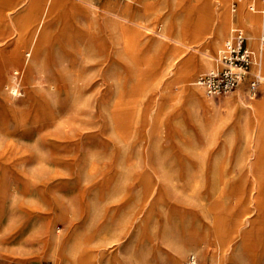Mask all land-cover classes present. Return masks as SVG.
I'll list each match as a JSON object with an SVG mask.
<instances>
[{"label": "rangeland", "instance_id": "1", "mask_svg": "<svg viewBox=\"0 0 264 264\" xmlns=\"http://www.w3.org/2000/svg\"><path fill=\"white\" fill-rule=\"evenodd\" d=\"M245 1L254 5L230 0L234 23L223 40L243 29L253 52L251 73L264 77V27L254 37L237 16L245 10L263 18L264 0ZM14 2L18 9L7 22L0 19V77L6 78L0 94V264H58L45 249L52 235L66 244L74 239L69 264H89L98 235L104 237L101 264H175V246L161 238L167 227L190 237L177 264H264V118L245 135L244 111L231 115L223 105L240 95L244 108L254 100V114L264 116V81L255 96L245 84L218 97L203 91L215 108L189 95L191 83L210 69L196 72L187 86L181 82L192 53L216 65L224 50L225 44L211 43L217 0H40L42 10L55 8L46 35L38 32L34 39L37 21L19 36L11 19L31 9L33 0ZM117 2L150 32L130 33L121 88L107 66L125 42L101 19L107 5ZM135 23L124 24L132 29ZM151 37L168 45L150 47ZM31 40L41 45L39 65L29 72L23 67L17 76L14 68L22 67ZM14 45L18 61L7 58ZM65 68L75 72L61 74ZM217 115L227 122L212 127ZM198 118L213 138L202 136ZM224 146L230 150L223 154ZM196 148L202 161L189 156ZM237 155L244 161L238 166Z\"/></svg>", "mask_w": 264, "mask_h": 264}, {"label": "bare ground", "instance_id": "2", "mask_svg": "<svg viewBox=\"0 0 264 264\" xmlns=\"http://www.w3.org/2000/svg\"><path fill=\"white\" fill-rule=\"evenodd\" d=\"M14 1L15 0H5L4 3L6 4V9H5V11L0 12V19L5 18L4 20H6V22H7V18H8L7 16L9 14L15 12L18 9L16 7L17 4L14 5V3H15ZM39 1L40 0H33V5H32L31 9H28V10L25 9L20 14L15 16L14 18L11 17V19H13L12 23L16 27L19 36H22L24 34V32L27 30L28 26L31 25V23L36 22V21L38 22V25L35 28V30L33 31V38L32 39L35 38V36L37 35L38 32L42 36L46 35L47 30H48L47 29V23H48V20L50 19V16H51L52 12H53L52 9H54L55 7H53V6H47L46 7L45 6L43 8V10H42L41 8H39L40 7V3H38ZM145 2H147V1H145ZM229 3H230V0H217V6H218L217 7V14H216V16L213 17L215 19V22H214L212 31L210 32L212 34L211 43H212L213 47H215V48H219L220 46H222V44H225L227 42V40H230V38H231L229 36L227 39H225V41L223 40V37L229 32L230 28L232 27V25L234 23L233 11H235V9L230 7ZM238 3H239V6H244V5L248 4L247 1H245V0H238ZM248 5L249 6H253L254 3L253 4H248ZM51 7H52V9H50ZM77 7H76V5H71V8H73V9H76ZM78 8H77V10H78ZM39 9L42 10L41 15L40 16H38V15L36 16L37 11ZM68 10H70V9H68ZM124 11L120 7L119 2H117L116 5H107V10H104V12H103L104 16L101 17V19L105 22V24H107V26L111 30H113L114 35H116L117 39L118 40H124V42H125L124 50H121V49L119 50L116 47L117 48V52H116L117 53V57L114 56V55H110L109 56L110 57L109 64H108L109 66H107L108 69L110 68V74L108 75V77L110 78V80L112 82H115V83L117 82L119 84L122 83V79H123V76H122L123 72H120V68L124 67L123 64H124V62H126L125 54H126V51L128 49L127 48L128 43L130 42V33L133 32V34H136V35H140L141 34L142 36H146V37H148V34H150V32H146L145 31V30L149 31V28H148V26H146L145 21L141 20L138 17L136 18L135 16H132V17L127 16V14H125ZM61 12H62V15H63L64 18L67 17V15L65 14L66 13L65 10H63ZM237 16L242 22H244V25L245 24L247 25V29H248L249 33H251V35L254 36V37H256V35L258 33V29L260 27H264V17L263 18L254 17L251 13L245 12V10L244 11H240L237 14ZM96 18H95V20H96ZM133 18H134V20H136V23H135V26L132 27V29H130V27H128L124 23L126 21H133ZM201 18H203L204 20L208 19L207 17H205L202 14H201ZM0 23H1V21H0ZM64 27H66V26H64ZM66 28H68V27H66ZM66 28L62 29V33L65 32V33H63V35L64 36L66 35L67 38H69V39L73 38V36H74L73 33L74 32L72 33V30H71V32L68 33V30ZM235 29L233 31H235ZM70 34H72L73 36L70 35ZM77 34H78V32H77ZM160 34L162 35V37L164 36L165 38H167L170 41H172V43H181L173 35L172 36L171 35H167V34H165V32H161ZM85 36H86V34H84L83 37H85ZM149 36H151V35H149ZM262 37H261V43L263 45L262 47H264V43L262 42ZM104 38H106V37H104ZM75 39H76V37H75ZM33 41L34 40H31V43L30 44L28 43L29 46H27L28 48H27V50L25 52L26 54H25V58L23 59L24 61L21 62V64H19L20 66L22 65V67L14 68V72H15V74L17 76L19 74H21V72L23 71V67H24V71H28L29 72L32 68L37 67L39 65V60L38 59L40 58L41 45H40V43L39 44H34ZM79 41H81V40H79ZM223 41H224V43H222ZM62 42H60V43H62ZM112 42H113V40H112ZM148 42L149 43H147V44L150 47H153V48H156V47L158 48L160 46L163 47V46L168 45V43H165L164 40H158V39H155L153 37H151L150 41H148ZM69 44H71V43H69ZM105 47H106V45H105ZM102 48H103V46H102ZM18 49L19 48L16 45H14L11 49H9V51L7 53L8 60H10V61H18V58L20 57V55H19L20 51L18 52ZM162 49H164V48H162ZM109 50H110V48H109ZM172 57H174V59L172 60L173 62H171V63H175L176 62L175 59H177L178 57L177 56H172ZM213 62L211 63L210 60H207L205 57H203L201 55H198L195 52L192 53V60H190V63L187 65L186 68H184V73L182 75V81L181 82L185 86H187L189 83H191L193 81L192 77L195 75L196 72L209 70V69L211 70L215 66V63H213ZM26 69H28V70H26ZM71 71L75 72L73 68H70V69L65 68L63 71L60 70L59 72L61 74H62V72H64L66 74V73H70ZM118 71H119V73H118ZM76 73H77V71H76ZM57 77H58V75H57ZM110 80L107 79V81H110ZM5 81H6L5 75H1V77H0V94H1V91H2L1 87L5 83ZM191 84L194 85V86L192 85L193 87H190V91H189V95L191 96L192 100H194L196 102L199 101V102H201V104H203V102H204V105L206 104L208 107L215 108V105L213 104V102L211 100H209V99H206V97L204 96L206 94V93L204 94L205 90L202 87H200L199 85H197L196 83H194V82H192ZM53 85H54V88H56V89L60 88V87L57 88L55 84H53ZM122 86L123 85L121 84L119 86V88H121ZM16 88L17 87H15V89ZM15 94H16V92H15ZM32 97H34V95H32ZM242 97L243 96L237 95L232 100L226 101L223 105H225L227 107V109L229 110L231 115H233L234 112L236 111V109H238V108H241L242 111H244V113L241 114V115H243V121L241 122L240 128H241L242 132L245 135H249L250 134L249 130L252 129L254 126H256L258 123H260L263 120L264 116L263 115L260 116V115L254 114V107L256 105L254 100H251L248 103V108H244V106L242 104V103H244V100L242 99ZM209 98H210V96H209ZM195 121H196L197 125L200 127V129L202 131L201 132L202 136H205L206 139L213 138L212 133L204 132L206 130L204 126L206 124L203 123V121H199V118L195 119ZM210 122H211V126L212 127H216L217 126V122H219V125H220L221 123H225L227 121H225L222 116L217 115V116L213 117V119H211ZM236 128H237V126L233 123V125H231L230 131L228 133L229 137L232 136L233 133H235ZM227 140L230 141L231 139H227ZM260 141H261L260 143L263 145L264 144V140L261 139ZM222 149L223 150L221 151V153L224 154V153H226V152H228L230 150V147L229 146H224V147H222ZM191 155H193V156H191ZM189 156H191L194 159L196 157L198 160L202 161L203 160V151L201 150V148L193 149L192 151H189ZM200 161H199V163H200ZM243 163H244L243 159L240 158L239 155H237V157H236L237 166L239 164H243ZM187 172H188L187 175L190 178H194V176H195L194 172H192L191 170H189ZM213 173H214V175H213L214 178H217L218 177L217 172L214 171ZM197 183H198V180L194 181V183H193L194 186L192 187L193 190L196 189ZM154 188H153V190H154ZM213 189H214L215 193H217L216 185H215V187ZM218 190H219V192L221 191V189H218ZM151 193L152 192H150V194ZM146 195L147 196H145L146 197L145 199L147 200L148 199V194H146ZM259 208H261V207H259ZM161 238L164 241L168 242V243L171 242V244H173L175 246L174 247V251L176 253L175 264H177V261L180 260V256H182L183 253L188 250V243L190 242V237L186 238L183 235H180V234L178 235L176 232H174V230L171 227H167L161 233ZM94 239H95V243H94L95 245H93V248L90 249V251L88 253L89 262H90L89 264H101L102 263L101 262L102 261V255L104 253H101L99 251V248L102 247L100 245H102L101 241L104 240V237L98 235V236H95ZM44 243H45L46 252L54 253L55 255H57L56 262L58 264H69L68 263V261H69V256L68 255H69V253H71L75 249L74 239H72L70 241L67 240L68 244H66L65 240H63V238L61 236H55V235L53 236L52 235L50 238L45 240ZM65 245H66V247H65ZM63 246L65 248H63ZM210 264H222V259H218V262H211Z\"/></svg>", "mask_w": 264, "mask_h": 264}, {"label": "built area", "instance_id": "3", "mask_svg": "<svg viewBox=\"0 0 264 264\" xmlns=\"http://www.w3.org/2000/svg\"><path fill=\"white\" fill-rule=\"evenodd\" d=\"M264 43V36L262 37ZM253 52L248 47L246 35L241 28H236L233 38L227 40L224 50L216 59V65L197 78V85L209 96L228 95L245 84L250 95L260 92L264 78L260 72L251 73ZM195 263V257H191ZM46 264H52L48 262Z\"/></svg>", "mask_w": 264, "mask_h": 264}, {"label": "crops", "instance_id": "4", "mask_svg": "<svg viewBox=\"0 0 264 264\" xmlns=\"http://www.w3.org/2000/svg\"><path fill=\"white\" fill-rule=\"evenodd\" d=\"M249 47V46H248Z\"/></svg>", "mask_w": 264, "mask_h": 264}]
</instances>
